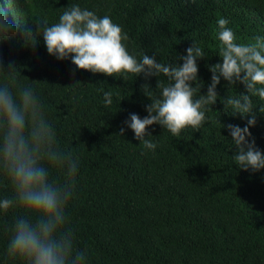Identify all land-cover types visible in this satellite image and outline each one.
Wrapping results in <instances>:
<instances>
[{
	"label": "trees",
	"instance_id": "1",
	"mask_svg": "<svg viewBox=\"0 0 264 264\" xmlns=\"http://www.w3.org/2000/svg\"><path fill=\"white\" fill-rule=\"evenodd\" d=\"M78 2L109 14L137 54L179 64V55L196 41L206 52L198 60L202 92L210 82L208 65L221 60L218 17H226L241 40L264 35V0ZM68 3L0 0V62L5 71L11 62L35 83L61 143L79 154L68 213L77 246L88 248V264H264V169L239 168L222 127H244L247 117L226 112L218 99L201 129L173 137L158 124L148 126L158 147L142 152L123 122L129 113L147 115L151 101L143 86L155 90L157 77L93 74L50 55L37 21H54ZM27 32L34 41L25 39ZM229 87L222 78L217 92L226 97ZM231 87L246 92L242 84ZM100 88L113 92L111 105H102ZM254 111L256 123L246 138L264 152V113L259 104Z\"/></svg>",
	"mask_w": 264,
	"mask_h": 264
},
{
	"label": "clouds",
	"instance_id": "2",
	"mask_svg": "<svg viewBox=\"0 0 264 264\" xmlns=\"http://www.w3.org/2000/svg\"><path fill=\"white\" fill-rule=\"evenodd\" d=\"M41 22L47 52L58 60L70 59L93 74L157 77L155 90L143 86L151 101L145 105L147 115L129 113L123 122L140 141L142 152L158 147L148 126L158 124L173 137L186 129H201L220 99L226 112L247 117L244 127L222 125L236 149L233 161L241 169H264V152L246 138L251 135L249 126L256 123L258 104L264 113V35L241 40L229 20L218 17L216 53L221 60L208 65L210 82L202 92L198 60L206 52L196 41L179 55V64L158 60L156 54H137L129 50L120 24L109 14L82 7L78 0H69L54 21L39 17L37 23ZM25 39L35 37L27 32ZM222 78L230 86L226 97L217 92ZM237 83L246 92L231 87ZM97 91L103 106L113 103L112 91ZM80 164L79 154L61 143L35 83L11 62L7 71L0 62V264H88V248L77 246L68 213Z\"/></svg>",
	"mask_w": 264,
	"mask_h": 264
}]
</instances>
